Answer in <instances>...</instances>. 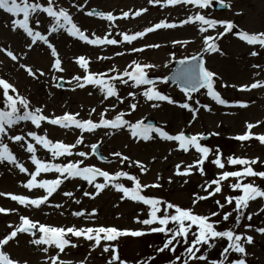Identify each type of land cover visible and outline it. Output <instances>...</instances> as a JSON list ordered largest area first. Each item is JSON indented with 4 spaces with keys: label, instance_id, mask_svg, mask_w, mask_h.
Listing matches in <instances>:
<instances>
[{
    "label": "rangeland",
    "instance_id": "obj_1",
    "mask_svg": "<svg viewBox=\"0 0 264 264\" xmlns=\"http://www.w3.org/2000/svg\"><path fill=\"white\" fill-rule=\"evenodd\" d=\"M221 1L230 7L227 10L215 12L212 9L215 0H212L210 7L204 9L191 4L165 5L163 0L160 4H149L148 0H54L58 7L66 8L69 11L73 21L87 35L95 33L104 36L108 34L109 38L122 41L121 33L131 35L143 31L144 28L161 20L177 25L174 28H162L147 33L130 44L122 41L116 45L101 46L89 45L78 38L69 36L63 30L49 33L51 18L43 13H40L39 16L34 15L30 26L45 35L49 43L55 47L64 69L63 72L52 69L51 64L55 57L51 55V49L43 41L38 40L31 48H28L27 45L31 43V38L21 29L13 31L10 24L11 17L0 10V48L12 51L17 56V60L13 61L6 55V51H0V78L13 84L18 93L30 101L32 108L42 107L43 114L49 117L60 116L64 112L79 113L78 118L92 119L94 122L99 121L101 112L105 113L106 119H113L118 113L123 112V118L130 123H135L137 120L144 122L145 119H155V126L172 135L181 131L190 135H208L210 136L209 144H205L203 139L199 141L202 145L213 149V153L202 165L203 175L196 168H193L188 175L176 174L177 165H180V171L183 172L186 166L199 159V154L194 148H189L185 152L179 149L178 142L161 139L155 133L151 134L153 138L150 140L137 139L131 136L127 127L120 129L98 128L93 132L81 133L74 127L64 129L47 122H42L41 127L37 129L30 121H21L9 130V134L25 135L28 131H36L43 135L46 132L47 137L53 142L63 141L68 144L75 143L78 136H83V144L77 145L73 152H88L89 155L86 159L73 155L72 157L61 156L53 160L46 149L35 145L37 157L52 163H67L69 159L73 161L83 159L85 165H93L109 173L118 170L126 171L137 176L142 184H158L159 187L144 189L142 194L160 198L165 202L160 206L162 209L166 203L170 202L181 208H190L197 214L208 215L217 231L235 227L237 234L252 236L253 243L244 245L246 264H264V234L256 231L257 228L264 227V198L249 201L248 207L243 210L239 223H237L234 201L231 205L225 204L223 209L219 208L216 203V201L225 203L226 196L241 194L240 190H233L229 187V184L236 182V178H229L222 182L220 193L208 196L205 190L206 182L215 179L221 171H236L241 168L239 165L226 163V157L229 155L247 159L258 158L257 164L252 167L256 171H264V144L255 138L258 135H264V87L247 91L239 90L240 85L250 84L255 80H264V50L255 46L260 54L257 57L250 56L249 52L253 50L254 46L247 45L235 34L240 30L249 33L264 31V0ZM39 2L46 4L47 0H39ZM81 5L82 7H80ZM93 8L119 15L127 11L130 12V15L127 18L121 16L119 19L109 22L94 15H87ZM139 9H146V11L139 16L131 14ZM197 12L207 18L228 20L236 25L231 33H226L223 37L215 40L220 49L219 52H204L203 37L205 35L216 37L218 32L223 31V26L217 25L215 29H208L207 32L202 33L199 31L200 23L198 21L180 24V21L187 19L190 15L194 16ZM36 19L40 20L39 25H36ZM187 39H193L194 43H187ZM174 41L180 43H174ZM152 44L159 45V47H145V45ZM133 48H143V51L133 52ZM116 53H122V55H116ZM195 54H202L206 68L217 74L214 89L221 98L229 101L228 104H217L207 96L205 89L192 93V99L187 100L176 85H170L162 80H157V90L170 96L177 103L149 101L142 95L143 90L148 86L133 88L131 81L128 85L115 83L117 94L123 102L117 100L116 97H109L105 100L99 86L85 85L81 89L75 87L74 82H70L73 76L84 75V70L76 63V57L79 56L88 59L90 72L108 73L109 76L116 74L108 72L113 66L118 72H123L131 65L132 61L153 64L156 67L149 70L148 75L149 78L156 79L166 76L171 71L174 61ZM98 57H107V59H98ZM21 64L32 68L33 71L39 69L44 75H39L37 72L35 76H29ZM253 64L261 67L253 68ZM129 70L131 69L129 68ZM59 79L66 84L64 89L57 87ZM129 92H133L134 96L130 97ZM10 94L14 95L11 91ZM186 101L195 110V118H193L192 111L179 106ZM236 101L243 102L246 106L242 107L234 103ZM131 104L137 105L135 110L130 108ZM153 104L157 106L153 107ZM200 105H208L210 111H206ZM2 107V95H0V108ZM93 109H95L94 112ZM90 112L91 116H89ZM258 121L259 123H257ZM248 123L254 125L250 130L246 127ZM246 131L251 133L249 140L242 142L234 139ZM213 133H218V135H212ZM27 139L29 142H33L30 138ZM4 141L8 143L10 150L16 155L19 162L23 163L30 171L34 170L35 166L29 159L31 154L27 153L20 143L8 141L7 137H4ZM93 143L100 145V151L108 161H101L96 155L91 154L90 146ZM216 148L220 149L222 160H225L223 170L211 162L215 158ZM115 152L129 157V160L121 164L120 158L112 155ZM134 161H140L146 171L142 173L138 167L131 163ZM56 175L58 174L42 173L39 178L54 179ZM27 179V175L20 173L13 165L6 161L0 162V192L26 195L31 198L44 194L42 189L29 191L24 188L22 185ZM96 182L102 183L103 177H97ZM119 182L127 187L132 186L126 178H120ZM241 182H252L264 189V179L259 177H245ZM85 191L94 193V186L77 177L64 180L57 191L49 197V202L39 208L20 205L8 196H0V207L15 210L9 211L7 214L0 213V238L11 231L8 227L9 224L17 225L19 223L20 215L52 226H115L121 229L145 232L140 237L124 236L114 242H109L117 247L120 258L126 260L128 264H137V262L145 260L148 261V264H169L177 256H180L181 260L176 261V264H183L185 259L183 253L187 247L184 238L175 242L174 251L156 252V248L162 247L166 239L165 234L150 232L148 231L149 226L136 222L137 218L139 220L148 218L149 206L127 198L121 199L122 193L116 191L111 185L94 197L84 196ZM64 192H71L72 196H65ZM197 197H207V199L198 200ZM76 200H79L80 203H75ZM193 200L197 202L193 204ZM57 204L61 207H55ZM93 209L96 210V214L92 218L73 215L75 211L91 213ZM169 211L174 212V209ZM211 212H217L218 216L211 217ZM224 212L232 213L227 221L223 220ZM160 214L162 213H158V215ZM249 214L251 215L250 220L248 219ZM217 221L219 222L217 223ZM247 225H251V227H246ZM152 226L158 227L159 225L153 224ZM171 226L170 222L168 227ZM192 231H195V226ZM191 238L190 235L189 242ZM31 239V234L18 233L16 238L2 246V250L19 264H46L47 256L55 255L58 251L50 248L46 255L40 251L39 246L29 243ZM70 239L77 247L67 246L65 251L60 254V259L68 261L70 264H80L81 261L84 264H107L110 259V253L103 252L102 246L91 249L90 242L83 238L70 237ZM210 243L213 244L211 248L201 245V252L198 253V255L206 254L207 264H211L212 260L220 259V252L227 246L228 241L227 238H216ZM149 257H154V259L149 260ZM237 258H240V254L230 252L225 264H229L231 260ZM188 264H205V262L189 261Z\"/></svg>",
    "mask_w": 264,
    "mask_h": 264
},
{
    "label": "snow or ice",
    "instance_id": "obj_2",
    "mask_svg": "<svg viewBox=\"0 0 264 264\" xmlns=\"http://www.w3.org/2000/svg\"><path fill=\"white\" fill-rule=\"evenodd\" d=\"M149 4H160L161 0H148ZM165 5H193L198 8L204 9L208 8L212 4V0H163ZM230 7V5H227ZM82 7V5L80 6ZM0 10L3 13L9 14L11 17L10 24L13 31L17 29L23 30L28 37L31 38V43L27 45L31 48L38 40L43 41L49 49H51V55L55 57L53 63L51 64L52 69L58 72H63L64 69L61 66V61L58 57L55 47L49 43L48 38L41 34L39 31H35L32 26H30V21L33 19L34 15L39 16L40 13L46 14L47 17L51 18V24L48 28V32H55L57 30H63L69 36L78 38L89 45H116L122 41L128 42L129 44L136 40L137 38L144 37L147 33L154 32L157 29L162 28H174L177 25L174 23H167L164 20L153 24L150 27H146L143 31L135 32L134 34L121 33L122 41L109 38L108 34L104 36L96 35L92 33L91 35L85 34V31L81 30L78 25L73 21V18L66 8L58 7L54 0H47L46 4H42L39 0H0ZM146 9H139L134 13V16H139ZM89 16H97L103 20L112 22L117 19L112 12H102V11H89L87 13ZM123 18H127L130 12H123ZM22 17V18H20ZM199 22V31L204 33L208 29H215L217 25L223 26V31L218 32L216 37L211 35H205L203 37V51L204 52H219L215 40L223 37L226 33H231L236 25L232 21L228 20H216L207 18L205 15L197 12L194 16H188L187 19L180 21V24H187L192 22ZM36 25L40 24V20H35ZM206 26V27H205ZM238 38L245 42L249 46H254L253 50L249 52L252 57H257L260 52L256 50L255 46H258L260 50H264V31L249 33L245 30H240L235 33ZM174 43H180L179 41H174ZM145 47L157 48L159 45H145ZM0 51H6L0 48ZM133 52L143 51V48H133ZM6 55L10 57L13 61L17 60V56L13 54L12 51H6ZM116 55H122V53H116ZM98 59H107V57H98ZM76 63L81 69L84 70V75H75L71 78L70 82L75 83V87L84 88L85 85H92L93 87L99 86V90L104 94V99L107 100L109 97H116L117 100L123 102L121 97L117 94V89L115 83L128 85L131 81V86L136 88L138 86L147 85L142 95L149 101H166L169 104L177 103L170 96L163 94L156 88L157 80H162L167 82L170 78L184 94L187 100L192 99V93H196L201 89L206 90L207 96L214 100L217 104L226 105L229 101L221 98L220 94L214 89L215 78L217 74L208 70L205 67V60L203 56L197 54L193 56H185L184 58L177 61L178 67L174 70L171 77L164 76L158 77L156 79L149 78L148 71L156 67L149 63H139L137 61H132L128 68H125L123 72H118L115 66L110 68L108 72L116 73L115 75L109 76L108 73H93L89 71V61L84 56L76 57ZM21 67L25 69L29 76H35L37 72L39 75H44V73L37 69L33 71L32 68L21 64ZM167 67V65H165ZM253 68H260V65L253 64ZM129 68L131 70H129ZM62 79V78H61ZM228 86V85H224ZM233 87H236L233 85ZM264 87V80H255L250 84H243L239 86V90L247 91L250 89H257ZM0 95H2L3 107L0 108V162H7L13 165L20 173L27 175L28 179L23 183V187L31 191L32 189H42L44 194L31 198L26 195H16L12 193L0 192V196H8L11 200L16 201L20 205L32 206L39 208L41 205H45L49 202V197L57 191L64 180L70 178H77L87 181L88 184L93 185L95 192L89 193L85 191L84 196H96L101 193L102 190L108 188L110 185L116 191L122 193L121 199H130L135 202H140L144 205L149 206V211L147 217L143 220L137 218L138 223H141L148 227V231L153 233H164L165 241L162 247L155 249L156 252H164L165 250H175L176 241L180 238H184L187 247L183 256L185 257L183 264H188L189 261L193 262H205L207 264L206 254H199L201 252V245H207L209 248L213 246L211 241L216 238H227L228 244L220 252L219 260H212L211 264H225L228 261V254L230 252H235L240 254V258L233 259L229 264H246V249L245 244L253 243V237L250 235L237 234L235 227L233 229H228L224 231H217L214 224L210 222V217L208 215H200L195 213L190 208H181L178 205H174L170 202L166 203L163 209L160 207L165 204L160 198L149 197L143 195V191L149 187H159L158 184H142L137 176L131 175L126 171L118 170L114 173H109L108 171L101 170L93 165H85L83 159L71 160L69 159L67 163H52L46 162L37 157V148L35 145H39L46 149L53 160L57 157H72L76 155L81 158H87L88 152L79 151L73 152V149L77 145L83 144V136H78L75 143L68 144L63 141L53 142L47 137V133L41 135L36 131H28L25 135L17 134L10 135L9 130L17 125L21 121H30L37 129L41 127L42 122H47L51 125L60 126L64 129L75 128L79 129L81 133L93 132L98 128L105 129H120L127 127L131 133L132 137L142 140L152 139V133L158 135L161 139L168 141L178 142L179 149L187 152L189 148H194L199 154V159L194 161L193 164L185 167L184 171H180V165L176 166L178 175H188L191 173L193 168L200 171L201 175L204 174L202 165L205 160L208 159L209 155L213 153V149L202 145L199 141L203 139L202 134L195 135H185L183 131L172 135L150 123H144L142 120H137L135 123H130L128 120L124 119V113H118L113 119H106L105 113H100V119L98 122H94L92 119H80L79 113H69L64 112L60 116L49 117L43 114L42 107L32 108L30 101L21 96L18 90L13 84L0 78ZM13 93L14 95L10 94ZM128 95L134 96L133 92H129ZM240 106H246L243 102H234ZM199 104V101H197ZM153 104V107H156ZM181 108L188 109L193 112V118H195V110L192 108L190 103L187 101L179 105ZM206 111H210L208 105H200ZM113 107H115L113 105ZM136 104H131L130 108L135 110ZM93 112L95 109L92 110ZM107 111V109H106ZM91 112L89 116H91ZM259 123V121L257 122ZM247 129H252L253 124L248 123L246 125ZM212 135H218V133H213ZM4 137H7L8 141L13 143H20L24 150L31 154L29 159L31 163L35 166L34 170H29L25 165L19 162L18 158L10 150L8 143L4 141ZM30 138L31 141L27 138ZM251 138V133L246 131L242 135L234 137V139L239 141H246ZM261 144H264V135H258L255 137ZM91 154L96 155L97 144L93 143L91 146ZM112 155L119 157L121 164L129 160V157L122 156L120 152H115ZM215 158L212 159V164L217 168L223 170L225 168V160H222V153L219 148L214 151ZM101 160L105 158L103 156L99 157ZM258 158L247 159L242 157H236L234 155H229L226 157V163L228 165H239L241 168L236 171L223 170L218 173L215 179L206 182L205 190L208 196H212L216 193L222 191V182L227 181L229 178H236L235 183L229 184V187L233 190H240L241 194L234 196H226L225 203L216 201L219 208L223 209L225 204L231 205L233 201L235 202V212L236 221L239 223L240 216L243 214V210L248 207L249 201L255 200L257 198H264V189L252 182H241L245 177H259L264 179V171H256L252 165L257 164ZM136 167L140 169L143 173L146 168L140 161L131 162ZM42 173H56L54 179H42L39 178ZM97 177H103V182H96ZM120 178H126L131 182V187L125 186V184L119 182ZM215 187L212 188L211 186ZM63 195L71 197V192H64ZM198 200L207 199V197H197ZM197 201L193 200V204ZM75 203L79 204L80 201L76 200ZM55 207L59 208L61 205L57 204ZM170 209H174V212H170ZM9 211H15L14 209H6L0 207V213L7 214ZM158 213H162L158 215ZM96 214V210L93 209L91 213H84L83 211H75L73 215L76 217H87L92 218ZM211 217H217V212H211ZM232 216L231 212L223 213V220H229ZM248 219H251V215H248ZM171 222V227L168 225ZM219 221H217L218 223ZM153 224H158V227H153ZM195 226V231L193 230ZM8 227L11 229L6 235L0 238V264H19L18 261L10 258L9 254L2 250V246L7 245L11 240L17 237L18 233H30L32 239L29 241L30 244L39 246L40 251L44 254H48L50 248H54L57 251L55 255L47 256L46 264H70V262L60 259V254L63 253L67 246L77 247L76 244L71 242L70 237L83 238L90 242V248L95 249L102 246V250L105 253H110V259L107 264H128L124 259H121L117 247L109 242L116 241L119 237L131 236L140 237L145 234L142 230H131V229H121L115 226H105V225H94V226H52L39 221H34L28 216L20 215L19 223L17 225L9 224ZM246 227H251L247 225ZM257 232L264 234V227L257 228ZM191 235L190 242L188 241ZM154 259V257H149ZM181 260L180 256L175 257L171 260L169 264H176V261ZM80 264H84L83 261ZM137 264H148V261L137 262Z\"/></svg>",
    "mask_w": 264,
    "mask_h": 264
},
{
    "label": "water",
    "instance_id": "obj_3",
    "mask_svg": "<svg viewBox=\"0 0 264 264\" xmlns=\"http://www.w3.org/2000/svg\"><path fill=\"white\" fill-rule=\"evenodd\" d=\"M227 6L226 5H223V4H221V3H218L216 6H215V9H219V10H221V9H225ZM178 67V64H177V62L173 65V71L169 74V77H171V75H172V73L174 72V70L176 69ZM169 83L170 84H174V82H173V80L170 78L169 80ZM59 85H63V83H59ZM147 123H150V124H154V121L153 120H147L146 121V124ZM205 140L206 141H208V137H206L205 138ZM99 145L97 146V149H96V152H97V155L100 157V156H102V155H100V153L98 152V149H99Z\"/></svg>",
    "mask_w": 264,
    "mask_h": 264
},
{
    "label": "bare ground",
    "instance_id": "obj_4",
    "mask_svg": "<svg viewBox=\"0 0 264 264\" xmlns=\"http://www.w3.org/2000/svg\"><path fill=\"white\" fill-rule=\"evenodd\" d=\"M113 15L115 17H117V19H119L122 16V15H119V14H113ZM181 34H183V33H181ZM186 42L189 43V44H192V43H194V40L193 39H187Z\"/></svg>",
    "mask_w": 264,
    "mask_h": 264
}]
</instances>
